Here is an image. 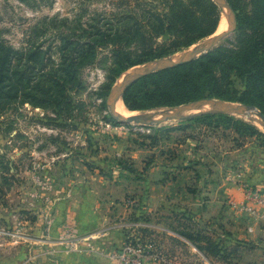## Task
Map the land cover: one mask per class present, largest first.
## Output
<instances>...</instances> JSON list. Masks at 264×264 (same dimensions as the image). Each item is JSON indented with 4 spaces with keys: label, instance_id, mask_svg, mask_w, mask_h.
I'll use <instances>...</instances> for the list:
<instances>
[{
    "label": "rangeland",
    "instance_id": "obj_1",
    "mask_svg": "<svg viewBox=\"0 0 264 264\" xmlns=\"http://www.w3.org/2000/svg\"><path fill=\"white\" fill-rule=\"evenodd\" d=\"M226 1L232 8L229 0ZM234 1L240 11L249 2ZM137 3H149V0H30L29 3L0 0V39H5L17 49L24 48L31 39L32 27L41 19L54 17L61 21L68 19L69 22L80 19L85 29H89L86 27L88 23L98 21L102 22V26L115 28L118 18L135 9ZM220 12L219 26L225 20L227 29L221 9ZM62 25L59 23V28L50 30L34 42H44L45 49L50 42L53 46L59 43L52 42L57 38L58 31L70 32L74 28V25ZM76 33L81 34L82 30L77 29ZM210 37L156 62L168 63L172 62V58L177 60ZM111 50L112 47L99 49L96 62L83 70L86 89L76 99L84 102V113H78L62 128L47 119L50 112L30 105L15 107L0 116V264H42L56 258V254L42 248L34 240L40 235L47 237L50 219L55 216L51 203L56 197L64 195L65 187L77 189L89 185L99 189V203H106L103 206L108 216L116 212L113 208L108 210L110 200L119 207L126 202L133 211L143 210L149 206V191L152 190L149 186L160 177L170 181L176 176L178 179L180 175L174 165L182 164L186 155L191 153L198 154L202 165L192 174L186 198L166 199L162 212L150 215L151 222L170 231L164 232L168 238H157L153 250L163 254L172 264H264V217H253L234 208L231 202L240 201L226 195L227 189L237 190V187H241L242 192L247 187L256 191L245 182L249 175L244 164L248 161L247 156L264 164V140L240 138L238 144L233 140L235 135L220 130L216 136L209 132L201 136L199 144L184 137L186 133L193 135L192 129L185 134L174 132L171 136L161 132L181 127L185 121H172L159 126L120 123L110 112L109 101L113 90L138 69L155 62L138 65L122 74L114 83L104 109L101 100L92 94L106 81L105 77L112 67L108 59ZM54 57H58L57 54ZM209 105L208 109L213 106ZM215 108L220 109V106ZM169 109L126 111L133 116H159ZM232 117L256 126L264 134L260 123L256 125L241 115ZM153 137L159 140L155 148L151 147ZM171 153L176 156H171ZM121 162L135 171L121 174L117 168ZM150 164L159 168L151 172ZM260 171L259 175L264 179V168ZM123 198L122 202L120 199ZM119 211L122 212L121 208ZM145 216L148 217L138 213L135 220L142 222ZM181 225L192 227L195 231L200 229L213 241L223 244V254L219 258H208L190 243L178 240L171 230ZM250 228H254V232H249ZM127 230L131 231L130 234H137L136 230ZM149 236L143 233L145 243L150 242Z\"/></svg>",
    "mask_w": 264,
    "mask_h": 264
},
{
    "label": "trees",
    "instance_id": "obj_2",
    "mask_svg": "<svg viewBox=\"0 0 264 264\" xmlns=\"http://www.w3.org/2000/svg\"><path fill=\"white\" fill-rule=\"evenodd\" d=\"M229 2L237 17V30L231 38L198 59L148 74L130 84L123 94L130 111L220 100L254 106L264 114V0H249L248 7L241 11L234 0ZM220 18V8L213 0H149L137 3L135 9L119 17L115 28L102 26L101 21L88 23L89 29H85L80 19H41L32 27L31 39L24 48L17 49L0 39V116L15 107L30 105L50 112L47 119L62 128L78 113H84V102L76 99L86 89L83 70L96 62L99 49L112 47L108 58L112 67L106 81L92 94L106 109L112 87L122 74L138 65L171 57L214 35ZM59 23L64 27L74 25L70 32L58 31L52 42L59 43L53 46L50 42L45 49L44 42H34L59 28ZM77 29L82 33H76ZM191 129L193 135H186ZM220 130L235 135L233 140L238 144L240 138L264 140L256 126L220 114L201 115L181 127L161 132L171 136L181 131L185 138L200 144L201 136L208 132L216 136ZM151 142L155 148L159 140L153 137ZM201 165L198 154L191 153L174 168L181 176L196 173ZM125 166L118 163L121 174L135 171ZM181 226L174 232L204 256L219 258L223 254V244L200 229Z\"/></svg>",
    "mask_w": 264,
    "mask_h": 264
},
{
    "label": "crops",
    "instance_id": "obj_3",
    "mask_svg": "<svg viewBox=\"0 0 264 264\" xmlns=\"http://www.w3.org/2000/svg\"><path fill=\"white\" fill-rule=\"evenodd\" d=\"M246 159L248 161L244 164V168L249 176L245 182L247 186L263 193L264 179L262 175H259V172H262L260 170H263L264 164L261 161L254 162L253 157L247 156ZM157 166L154 165L151 172L159 168ZM192 174V172L182 173L176 181L160 177L157 182L149 186L152 188L149 191V206L143 210L133 211L126 202H123L124 198L120 199L123 202L121 207L110 200L108 210L113 208V211H116L112 216H108L107 212H104L106 203H99L101 192L99 189L91 188L89 185L87 187L79 186L77 189L65 187L64 195L56 197L51 203L54 206L55 216L52 220L50 219L47 237L40 235L34 240L42 248L56 254V258L44 261L42 264H109V255L121 248L131 235V231L127 232V229L136 230L138 235L142 232V236L143 233L149 234V241L152 243H155L160 236L168 238L164 232L170 233V231L160 224L151 222L150 215L160 214L166 199L186 198V188L193 178ZM58 192L60 193V191ZM226 195L228 198L233 196L240 202L244 198L241 187H237V190L227 189ZM120 208L122 212L119 211ZM138 213L146 214L148 217L145 216L142 222L135 220ZM116 214L119 215L116 216ZM198 216L200 217V215ZM171 232L178 240L188 243L174 231L171 230ZM63 234H67V236L63 237ZM146 264L160 263L149 258Z\"/></svg>",
    "mask_w": 264,
    "mask_h": 264
},
{
    "label": "water",
    "instance_id": "obj_4",
    "mask_svg": "<svg viewBox=\"0 0 264 264\" xmlns=\"http://www.w3.org/2000/svg\"><path fill=\"white\" fill-rule=\"evenodd\" d=\"M218 7L221 9L223 16L225 17L227 21V29L219 34L212 35L207 41L202 43L200 46L189 49L187 52L184 53V55L172 62L168 63H161V62H155L150 65H147L145 67H142L141 69H138L134 74L124 79L115 89V94L113 96V93L111 94V98L109 101V107L110 112L112 116L118 120L120 123H131V124H137L141 126H159L162 124H165L167 122L172 121H189L193 118L199 117L201 115L205 114H214V115H241L247 114L251 111H257L260 121V123L264 127V114L259 111L254 106H247V105H238V104H232L230 102L225 101H219L223 104L231 105L228 109H219L215 107H210L209 109L206 108V106H210L209 103L213 100H204L199 101L195 103L185 104L181 105L175 108H170L168 111L164 112L163 114L155 117V118H147L142 115L138 116H130V117H124L120 115L117 112V105L119 104V101L123 102V94L126 90V88L138 80L139 78L146 76L148 74L161 71L170 67H174L186 62H190L192 60L198 59L207 53L213 51L215 48L219 47L226 39L231 37L237 30V17L234 14L232 8L229 6L228 2L226 0H213ZM113 97V98H112ZM124 104V102H123ZM125 106V104H124ZM250 121H253V123H257V121L253 118H249ZM257 125V124H256Z\"/></svg>",
    "mask_w": 264,
    "mask_h": 264
},
{
    "label": "built area",
    "instance_id": "obj_5",
    "mask_svg": "<svg viewBox=\"0 0 264 264\" xmlns=\"http://www.w3.org/2000/svg\"><path fill=\"white\" fill-rule=\"evenodd\" d=\"M243 196L242 202L232 201V206L253 217H264V194L247 187L243 188ZM249 232H254V228H250ZM154 248L152 242L145 243L142 236L132 233L121 248L109 255V264H146L149 258L160 264H172L163 254L156 253Z\"/></svg>",
    "mask_w": 264,
    "mask_h": 264
},
{
    "label": "bare ground",
    "instance_id": "obj_6",
    "mask_svg": "<svg viewBox=\"0 0 264 264\" xmlns=\"http://www.w3.org/2000/svg\"><path fill=\"white\" fill-rule=\"evenodd\" d=\"M226 29V23H225V20H222L221 21V24H220V26H219V29H218V31H217V34L218 33H221V32H223L224 30ZM184 54H182L179 58H181L182 56H183ZM175 60V58H172V60L171 61H174ZM116 91V90H115ZM115 91L113 92V96H114V94H115ZM113 98V97H112ZM216 102V103H215ZM209 104H211V105H213L212 107H218V106H220V109H228V108H230L231 107V105H228V104H223V103H221V102H219V101H211ZM219 104V105H218ZM125 106H124V104H123V102L122 101H119V104L117 105V112L120 114V115H122V116H124V117H130V116H133L134 114H132V115H128L129 113L127 112V111H129L128 109H126V107L124 108ZM206 108L208 109V106H206ZM127 110V111H126ZM142 116H145V117H147V118H155V117H157V115H155V114H146V115H144V114H142ZM242 116H245L244 118H253V119H255L256 121H257V123L260 121V117H259V115H258V113H257V111H251V112H249V113H247L246 115L245 114H242Z\"/></svg>",
    "mask_w": 264,
    "mask_h": 264
}]
</instances>
